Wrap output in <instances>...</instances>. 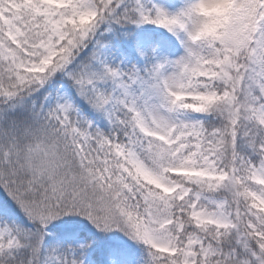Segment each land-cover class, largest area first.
Returning a JSON list of instances; mask_svg holds the SVG:
<instances>
[{
    "label": "snow or ice",
    "instance_id": "6c2138e0",
    "mask_svg": "<svg viewBox=\"0 0 264 264\" xmlns=\"http://www.w3.org/2000/svg\"><path fill=\"white\" fill-rule=\"evenodd\" d=\"M0 264H264V0H0Z\"/></svg>",
    "mask_w": 264,
    "mask_h": 264
}]
</instances>
